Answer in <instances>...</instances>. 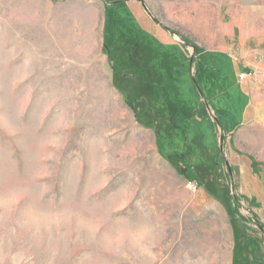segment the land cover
<instances>
[{
	"label": "rangeland",
	"instance_id": "obj_1",
	"mask_svg": "<svg viewBox=\"0 0 264 264\" xmlns=\"http://www.w3.org/2000/svg\"><path fill=\"white\" fill-rule=\"evenodd\" d=\"M0 264H264V0H0Z\"/></svg>",
	"mask_w": 264,
	"mask_h": 264
},
{
	"label": "water",
	"instance_id": "obj_2",
	"mask_svg": "<svg viewBox=\"0 0 264 264\" xmlns=\"http://www.w3.org/2000/svg\"><path fill=\"white\" fill-rule=\"evenodd\" d=\"M135 1H141V0H135ZM141 4H142V7H143L144 11L146 12V14H147L151 19L154 20V17H153V15L151 14L150 10L147 8V6H146L143 2H141ZM168 31L171 33V35H175V34H176L175 32H173V31H171V30H168ZM176 35L178 36V34H176ZM178 37H179V36H178ZM184 43H185V42H184ZM192 47H194V46L192 45ZM192 58H193V55H191L190 63L192 62Z\"/></svg>",
	"mask_w": 264,
	"mask_h": 264
},
{
	"label": "built area",
	"instance_id": "obj_3",
	"mask_svg": "<svg viewBox=\"0 0 264 264\" xmlns=\"http://www.w3.org/2000/svg\"><path fill=\"white\" fill-rule=\"evenodd\" d=\"M248 75H249V73H246L245 71H242L239 73V77L241 80L246 79Z\"/></svg>",
	"mask_w": 264,
	"mask_h": 264
},
{
	"label": "crops",
	"instance_id": "obj_4",
	"mask_svg": "<svg viewBox=\"0 0 264 264\" xmlns=\"http://www.w3.org/2000/svg\"><path fill=\"white\" fill-rule=\"evenodd\" d=\"M156 22V21H155ZM157 24V23H156ZM165 29V28H164ZM166 30V29H165ZM167 32H169L168 30H166ZM175 36V35H174Z\"/></svg>",
	"mask_w": 264,
	"mask_h": 264
}]
</instances>
